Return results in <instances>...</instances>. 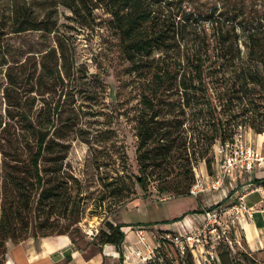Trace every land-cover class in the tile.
<instances>
[{
  "label": "rangeland",
  "instance_id": "obj_1",
  "mask_svg": "<svg viewBox=\"0 0 264 264\" xmlns=\"http://www.w3.org/2000/svg\"><path fill=\"white\" fill-rule=\"evenodd\" d=\"M61 1L0 0V264L7 240L66 232L81 244L107 222L123 228L172 221L211 203L205 194L192 197L174 187L184 180L185 168H190L189 184L194 171L209 173L218 139L205 144L200 157L190 155L187 142L188 158H175L167 180L149 176L144 186L139 184L143 173L136 161L135 126L146 79L131 71L112 17L100 0H75L82 3L76 12ZM157 1L180 21L182 38L178 44L171 42L169 56H191L209 48L214 34L230 25L242 49L243 27H264V0ZM83 2L96 7L86 8ZM22 13L40 21L41 29L13 32L12 22ZM139 73L147 75L148 68ZM230 77L228 72L217 73L221 90L229 88ZM179 113L173 115L184 121L178 135L189 140L193 113ZM220 116L226 127L239 125L251 140L258 138L248 124L253 119L264 136L260 101L246 107L227 102ZM44 133L51 142L36 166L45 181L42 188L57 185L50 198L39 196L32 159ZM156 169L149 166L147 173L154 176ZM165 186L168 189L160 192ZM226 189L231 192L229 185ZM214 194L221 196V191ZM236 235L240 245L230 254L221 245L224 263L264 264V253L249 248L244 230L236 226ZM166 254V264H189L170 249Z\"/></svg>",
  "mask_w": 264,
  "mask_h": 264
},
{
  "label": "trees",
  "instance_id": "obj_2",
  "mask_svg": "<svg viewBox=\"0 0 264 264\" xmlns=\"http://www.w3.org/2000/svg\"><path fill=\"white\" fill-rule=\"evenodd\" d=\"M100 1L112 17L119 35L121 51L129 62L131 71L140 79H146L144 93L141 94L143 110L135 126L138 140L136 161L143 173V177L138 179L141 186H144L145 179L149 176L153 180H167L175 158L181 160L188 158L187 142L191 143L192 147L190 155L196 153L200 157L205 144L208 146L215 139L231 140L239 125L230 129L226 127L228 123L222 121L220 110L227 102L231 107L236 102H241L245 107L257 101L264 103V27H243L245 31L242 49L238 46V35L234 26L230 25L223 33L218 31L214 34L209 48L191 53V56L187 53L169 56L171 42L178 44L182 36L180 21L176 19L178 15L169 13L165 3L157 0ZM61 2L73 12L82 5L75 0ZM83 5L86 8L96 7L92 2H83ZM39 24L40 21H31L28 14L25 16V13H22L19 21L12 22L11 28L13 32L18 33L28 29H41ZM142 67L148 68L147 75L140 76L139 71ZM218 72L223 75L226 72L230 74L232 81L227 90L218 87L216 79ZM222 99L224 101H221ZM175 110L184 115L193 113L189 122V126L193 128L189 140H186V136L178 135V128L184 121L173 117L177 112ZM202 112L205 113L204 116L200 115ZM23 115L27 116L26 113ZM249 122L250 129L255 133L261 132L259 123H255L253 119ZM46 136L45 133L39 136L32 158L36 185L37 188H41L39 192L41 198H50L57 190V185L42 188L45 181L39 175L36 166L42 151L47 150L51 142ZM149 166L157 168L154 176L152 172L147 173ZM183 171L186 173L184 180H179L174 188L188 192L193 179L190 184L187 183L190 168ZM167 189L165 186L159 191ZM199 210L196 209V212ZM180 218L159 223H171ZM156 223L157 221H154L147 225ZM123 237L120 224L107 222L105 228L100 229L95 238L99 244L110 243L120 249ZM169 249L176 254L181 263L187 261L189 264H195L190 253L179 254L167 240H159L155 256L150 263L166 264V252ZM225 249L226 253L230 254L231 250ZM257 251L264 253V248ZM221 252H218V264H225Z\"/></svg>",
  "mask_w": 264,
  "mask_h": 264
},
{
  "label": "built area",
  "instance_id": "obj_3",
  "mask_svg": "<svg viewBox=\"0 0 264 264\" xmlns=\"http://www.w3.org/2000/svg\"><path fill=\"white\" fill-rule=\"evenodd\" d=\"M212 162L214 167L210 173L194 171L188 194L214 196L221 191L220 198L212 199L199 212L171 222L173 228L145 225L121 228L123 264H151L159 240L172 243L181 255L190 253L195 264H218L221 245L233 251L235 244L240 245L236 226L242 229L254 211L247 205L246 196L256 192L264 201V143L250 142L246 131L238 126L231 140L214 143ZM227 185L231 192L227 191ZM130 231L134 233V240L125 242Z\"/></svg>",
  "mask_w": 264,
  "mask_h": 264
},
{
  "label": "crops",
  "instance_id": "obj_4",
  "mask_svg": "<svg viewBox=\"0 0 264 264\" xmlns=\"http://www.w3.org/2000/svg\"><path fill=\"white\" fill-rule=\"evenodd\" d=\"M257 135L258 138L253 140L248 138V140L252 143L258 142L259 138L264 141V136L260 133ZM214 198H220V194L207 195L210 202ZM245 199L247 205L256 210L249 219L245 220L242 230H244V237L249 248L258 250L264 248V201L256 192L248 194ZM152 226L173 228L174 225L156 223ZM95 237L96 234L86 236L84 237L85 242L81 244L69 233L30 235L16 242L7 240L1 264H123L121 246L118 249L114 244H99ZM132 240H134V233L130 231L125 242Z\"/></svg>",
  "mask_w": 264,
  "mask_h": 264
}]
</instances>
